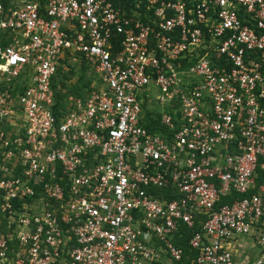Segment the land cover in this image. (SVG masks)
Wrapping results in <instances>:
<instances>
[{
  "label": "built area",
  "instance_id": "built-area-1",
  "mask_svg": "<svg viewBox=\"0 0 264 264\" xmlns=\"http://www.w3.org/2000/svg\"><path fill=\"white\" fill-rule=\"evenodd\" d=\"M0 264H264V0H0Z\"/></svg>",
  "mask_w": 264,
  "mask_h": 264
},
{
  "label": "rangeland",
  "instance_id": "rangeland-1",
  "mask_svg": "<svg viewBox=\"0 0 264 264\" xmlns=\"http://www.w3.org/2000/svg\"><path fill=\"white\" fill-rule=\"evenodd\" d=\"M85 70V71H82ZM65 74L67 75L68 80H66L64 85H59L58 91H60V97H61V104L62 110L66 111L68 107V97H73L74 96V90H78L82 88L83 83L90 85L92 82L95 80V74L92 72V70L89 69L84 63L81 65L75 64L73 68L68 69ZM83 74V82H80L78 77ZM155 107V106H154ZM156 109H159V106L155 107ZM254 254H257L258 256L260 255L258 252L257 248L252 249Z\"/></svg>",
  "mask_w": 264,
  "mask_h": 264
},
{
  "label": "trees",
  "instance_id": "trees-1",
  "mask_svg": "<svg viewBox=\"0 0 264 264\" xmlns=\"http://www.w3.org/2000/svg\"><path fill=\"white\" fill-rule=\"evenodd\" d=\"M113 4L117 7V8H122L125 11H129L132 8V5L134 4L135 0H112ZM85 71V70H82ZM61 74V78L59 79V83L61 81V85H64L66 80H68L67 75L65 73H60ZM80 82H83V74H81L78 77ZM56 84L53 85L54 90H55V99H56V105L54 107L55 113L58 112L59 108H62V104H61V97H60V91H58V89L56 88ZM85 88H87V84L83 83L82 88L78 89V90H74V96H81V94L84 92ZM147 129L149 130H153L155 127H157L155 125V122H150V124H148V126H146ZM261 180V172L258 170V177H257V185L260 183Z\"/></svg>",
  "mask_w": 264,
  "mask_h": 264
}]
</instances>
